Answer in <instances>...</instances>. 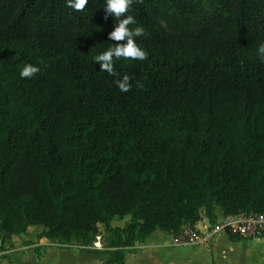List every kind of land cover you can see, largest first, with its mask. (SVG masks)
<instances>
[{"label":"trees","instance_id":"16d2710c","mask_svg":"<svg viewBox=\"0 0 264 264\" xmlns=\"http://www.w3.org/2000/svg\"><path fill=\"white\" fill-rule=\"evenodd\" d=\"M102 6L0 0V251L30 227L89 244L101 225L122 264L216 208L264 214V0H134L148 55L114 60L116 77L95 61L116 43Z\"/></svg>","mask_w":264,"mask_h":264},{"label":"rangeland","instance_id":"374dc122","mask_svg":"<svg viewBox=\"0 0 264 264\" xmlns=\"http://www.w3.org/2000/svg\"><path fill=\"white\" fill-rule=\"evenodd\" d=\"M126 221L127 218L124 221H113L111 226H123ZM42 230L43 228L36 227L24 235L5 240L3 249L8 251L4 255L8 258V264H104L108 260L106 253L109 238L101 225L89 244L76 243L73 240L68 243L41 240L39 235ZM229 235L225 232L222 244L215 243L209 247L174 248L168 239L151 248L145 247L143 243L136 244L124 251V257L126 254L131 255L130 264H135L140 258L145 260L144 264H264V260L257 259L262 248L261 239L238 238L237 242H231ZM218 237L222 236L219 234ZM97 242L101 248H95L94 243ZM87 251H97L100 254H88Z\"/></svg>","mask_w":264,"mask_h":264},{"label":"clouds","instance_id":"9594fccd","mask_svg":"<svg viewBox=\"0 0 264 264\" xmlns=\"http://www.w3.org/2000/svg\"><path fill=\"white\" fill-rule=\"evenodd\" d=\"M133 2L134 0H103L104 18L112 17L115 21L113 30L108 34V40L116 43H112L111 47L96 55L95 61L99 64V71H104L113 77L118 76L114 68V60L123 58L125 60L143 61L147 59V52L135 40L136 37L143 35V27H129L137 24L135 17L128 14ZM87 3L88 0H66V6L75 11L84 10ZM257 52L259 57L264 59V42L258 45ZM39 71V67L26 64L20 70L19 75L21 78H32ZM114 83L121 92L131 90L128 75H124L122 79L114 80Z\"/></svg>","mask_w":264,"mask_h":264},{"label":"built area","instance_id":"2783aa9c","mask_svg":"<svg viewBox=\"0 0 264 264\" xmlns=\"http://www.w3.org/2000/svg\"><path fill=\"white\" fill-rule=\"evenodd\" d=\"M225 232L247 240L261 239L264 237V214L222 215L215 225L202 229L196 228L195 225L185 226L176 235H171L170 245L174 248L209 247L215 237ZM94 246L101 248L99 242L94 243Z\"/></svg>","mask_w":264,"mask_h":264},{"label":"crops","instance_id":"0c3cea01","mask_svg":"<svg viewBox=\"0 0 264 264\" xmlns=\"http://www.w3.org/2000/svg\"><path fill=\"white\" fill-rule=\"evenodd\" d=\"M215 215L217 217V220H219V218H221V216L223 214H222V212H221V210L219 208H216ZM208 226H210V224L208 223V221L206 219H202L200 222H198L197 224H195V227L198 228V229H202V228H205V227H208ZM33 228H36V227H30L28 230L33 229ZM220 235L222 237L221 238H219L218 236L215 237V239H214V241H213V243H212L211 246H213L215 243L218 245V244H222L224 242L223 234H220ZM170 238H171V235L170 234L165 233V232H162L159 229H157L155 232H153L145 240V242L143 244H144L145 247L151 248V247H154V246H157V245L159 246L158 243H161L162 241H164L166 239L170 240ZM41 240H46V239L41 238ZM260 241H261L260 242V245H261L262 248L260 250V253L258 252V254H257V259L258 260H264V237H262ZM7 253H8V251H4V249L2 251H0V264H8V262H7L8 261V258L4 257V255H6ZM88 254H92V253H88ZM93 255H96V254H93ZM130 256H131L130 254H126V256L124 257V260H123V263L122 264H130L131 263V260L129 259ZM9 258H11V256ZM43 260L44 259H42V261ZM42 261H40V262H42ZM14 262H15V260H14ZM144 263H145V260H143L142 258H140L138 260V262H136L135 264H144Z\"/></svg>","mask_w":264,"mask_h":264}]
</instances>
